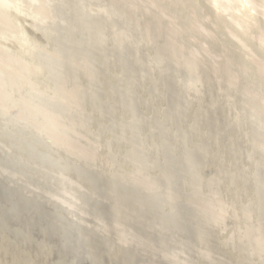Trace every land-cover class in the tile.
Listing matches in <instances>:
<instances>
[{
    "label": "rangeland",
    "instance_id": "obj_1",
    "mask_svg": "<svg viewBox=\"0 0 264 264\" xmlns=\"http://www.w3.org/2000/svg\"><path fill=\"white\" fill-rule=\"evenodd\" d=\"M63 1L64 0H32L31 2L33 5L37 2V6L40 5V7L42 6L41 8L48 6L51 10L53 7L49 6H60L59 4H62L61 2ZM66 1L67 0L60 6V10L64 9V11H67L71 1L73 2L74 0H68L69 2ZM77 1L83 9L89 10L88 7L90 6L89 12L93 15L92 20L96 18L95 16H99V18L97 17L96 20H94V24L95 29L98 30L97 32H100L102 38L94 43H87L82 37V18L71 12V14L68 13L69 15L67 14L68 16H65L64 22H62L63 25L69 26L70 28L72 24L73 27L72 25L71 27L73 30H71L76 31V36L77 34L79 36V38L78 36L77 38L76 36L73 37V40L70 42V47L72 48L71 52L73 53L76 50L75 53L72 55L69 50L72 58H74L76 54L75 58L72 60H76L78 63L69 60V64L66 67L64 66L63 72L65 71V74H61V77H64L63 79L60 77V86L59 83L55 85L52 84L53 82H49H55V78L48 66V57L53 55V53L55 54L56 51L63 50L61 36L59 33H54L58 31L55 27L57 22L55 23L53 19L54 17H58L56 15L59 13L55 11H53V13L52 11L47 12L48 14L46 13V16L41 15L39 16L40 19L37 18L36 21L30 16H28L29 18L24 16L25 19L23 16L22 18L20 17V19H14H17L19 23L18 29L21 32L24 30L26 35L31 29V33H29L31 36L26 37L25 48L21 51L18 50L19 53L13 48L11 50L14 52L9 50V53H7L12 57L15 73H8L0 68V80L6 83V90H8L5 91L3 98L8 104L10 103L9 105H13L14 103L13 106L19 108V111L23 109L20 112L18 111L22 113V111L25 112L27 110L26 107H24L26 104L24 102L25 96L23 93L29 85H34L36 88L43 87L42 89L48 90V92H50V90L53 91L52 89L55 90L57 87L55 93L57 91L61 101L64 100L65 104H67V111L64 113L58 112L54 116L56 118L54 124L56 129L58 128L55 133L64 140L62 146L60 145V151L59 148H57L55 156L61 157L65 153V159H70V161H68L69 159L66 161L72 163H68L69 165L67 164V167L70 166L69 168H71L72 171L60 170L61 168L55 164L40 166L39 162L36 164L37 160L36 162L33 161L35 163H29L30 166H26V163L22 160H18L19 162L16 161L17 159L15 160L16 156L14 155L16 152H11L13 151V149H10L11 143L9 144V140L4 136L3 138L2 134L0 135V169L2 167L0 170V172H2V174H0V264H264V201L262 200L264 199V195H262L264 194V170L261 169V166L264 167V165L261 164L264 162V159L258 156V153H261V148L264 147V80H262L264 79V62H262L264 61V16H262L264 3H262V0H253L254 2L256 1L257 4L250 3L252 6L249 4L248 0H237V2L236 0H207L211 3H207L206 0H188L189 2H187V0H142L143 2L141 0ZM177 1L185 3L183 5L185 7L182 6L183 3L181 4L179 2L180 4H176ZM249 1L252 2V0ZM238 2L239 4L236 6L234 3ZM208 4L214 5L209 6ZM193 5H195V8ZM259 5H261L262 8L258 7ZM233 9H235V12H233ZM237 11H239V14ZM224 13L226 15H224ZM189 14L191 16L190 20L188 19L190 18ZM193 16L196 17L193 18ZM206 16L207 18H205ZM243 16L250 18L252 22L248 18H243ZM260 16H262V18ZM73 17H76V19ZM186 17L188 20H186ZM196 18L204 20L200 21V19L198 20ZM21 19L24 21L28 19L32 20L22 21L24 23L23 25H25L23 26L21 25ZM208 20L211 24L216 26L209 24ZM242 20L243 24L241 23ZM72 21H75V23L73 24ZM98 21L101 23L99 24ZM236 21L239 24L236 23ZM28 22L31 25H29ZM236 25L240 26H237V28ZM180 26H182L183 29ZM53 28L54 30H52ZM201 28H205V32L207 28L208 34H205L203 29L201 31ZM258 29L260 30L258 31ZM209 30H211V32ZM226 30H228V32ZM260 31L263 34H260ZM107 32L109 34H106ZM202 32L204 33L202 34ZM229 32H232V34ZM41 34H43V36ZM200 34L202 35L200 36ZM244 34L246 37L243 36ZM49 35L51 37H47ZM217 35L220 37L214 38L218 37ZM104 37L105 39L103 40ZM30 38L34 41H31ZM111 38L114 41L116 40L115 43ZM240 40L241 43L238 44L237 42H240ZM36 41L39 43L41 42V45L43 43V45L41 46ZM54 41L60 44H58L60 49L55 47L57 44L51 45L52 42L55 43ZM44 42H46V44ZM116 42L120 45H117ZM48 44L52 47L50 48ZM92 44L95 45V47H93ZM115 44L117 46H115ZM122 44L126 45L121 47ZM227 45L232 48L230 51H227L229 49ZM244 46H247V48ZM118 47L121 48V50ZM243 48L251 50L252 52L250 53L252 54L254 52L260 60L252 54L251 57H249L250 54ZM47 49H51V51ZM52 50L56 51L53 52ZM85 50L91 52L88 53ZM120 51H122V53ZM79 52L83 55L80 56ZM23 53L26 56H23ZM33 53L34 55L37 54V56L32 55L34 56L32 57L31 54ZM42 53L45 55H41ZM132 55H136L137 57H133ZM44 56L47 58H42ZM82 56L86 57V61H81L84 60ZM90 57L91 59L89 61ZM23 59L26 62H24ZM32 59H34V61ZM36 59L37 62H35ZM255 59L258 60V62L254 61ZM15 61L17 63H15ZM39 61L45 65L40 64ZM259 62H261V64ZM85 63L87 66L90 65V69L88 68L89 66H83ZM39 65H42L47 72H45L46 70L43 71L44 69L40 68L41 66ZM29 67L32 68L30 69ZM74 67H76V71ZM84 67L87 71L83 70ZM27 68L29 71H27ZM67 69L71 74H68ZM257 69L259 71L258 74L256 73ZM73 71L75 72V76L74 74L72 76V73H74ZM15 74L18 75L15 76ZM51 74L53 77L50 76ZM94 75L96 76L94 77ZM2 76H4V78H2ZM216 76L218 78H216ZM50 77L52 78L50 79ZM259 77L263 83L260 82ZM8 78H10L9 81L6 80ZM29 79H32V81ZM18 83L20 85H18ZM65 84L66 86H64ZM12 85L13 87H11ZM67 87L70 88L68 89ZM12 88H14V90H12ZM79 91L80 94H78ZM10 97L12 98L9 99ZM95 103H97V105ZM73 106L78 107L76 108ZM69 112H75L74 115L76 116L73 118V114L71 116ZM66 113L68 114L65 115ZM64 115L68 116L71 120L67 122L69 118L64 117ZM79 118L83 123H80L81 120ZM64 120H66V123ZM111 120L114 122L112 123ZM58 121H60L59 124L56 123ZM114 123L116 126L112 125ZM69 126L72 127L69 129L67 128ZM64 133H67V135ZM5 140L6 142L4 143ZM66 143L68 144L66 145ZM66 146L69 147L67 148ZM64 147L65 149H63ZM136 149H138V151H136ZM66 154L69 157L66 156ZM133 154H136V157L138 156L140 158L137 157V159ZM141 156L144 157V160H142ZM183 157H185V159ZM187 158L192 160V162L190 161L193 164L191 167V163L188 162L189 160ZM12 159L15 160L13 164L12 161L14 160ZM136 159L139 162H137ZM8 160L11 162L10 164L7 163ZM169 162L173 163L171 168H169ZM139 163L140 168L138 167ZM34 164L37 166L39 165V167ZM99 164L100 167H98ZM17 165L19 167H17ZM71 165L74 168L83 169H80L81 171L86 170V174L80 171L77 172V168L74 169ZM187 165L189 169L186 167ZM52 167L53 169L51 170ZM49 168L50 170H48ZM57 169L58 171H55ZM140 171L143 172L144 175L139 173ZM59 172H65L67 174H60ZM168 175L170 178L173 177L175 179H173V185L171 186L167 183ZM261 177L263 178L261 179ZM125 179L127 182H124ZM141 179H144L145 182L144 180L142 182ZM74 180L76 182H74ZM120 180L122 183L124 182V185L119 182ZM261 180L262 184L260 183ZM96 182L98 183L96 184ZM138 183H142L146 187L156 185L159 189L158 191H161L162 207L160 203V208L158 207L161 209L160 211H156L153 204L152 208L150 207L152 200H149L150 196L148 197V195L151 190L146 187H143L144 191H142L143 188L137 189ZM38 184L40 185L38 186ZM67 186L68 188H66ZM120 187L122 189H120ZM125 190L127 192H124ZM141 193L142 195L144 194V196L147 195L146 197L149 199L144 196V198H142ZM176 203L179 205V210H177V208L174 209L177 207V205L175 206ZM108 206L110 209L107 208ZM172 209H174V211L177 210V214L179 213L175 215V217L179 216V220H176L179 224L171 223L174 221V217L170 219L172 221H170L169 224H164L162 220H160V215H163V213L164 216H167L165 215L166 213L170 215L174 212ZM102 210L105 211V213L102 214ZM147 213L148 216L146 215ZM8 215L10 216L8 217ZM144 215L146 216L144 217ZM6 216L8 218H6ZM169 218H171V216ZM183 219L185 221H183ZM146 220H148V222ZM66 232L67 234H65ZM62 239H64V241ZM119 239L120 241H118ZM113 243L117 246H114L115 244ZM155 243L156 245H154ZM117 247L118 249H116ZM123 247H125L126 250ZM86 252L88 253L86 254Z\"/></svg>",
    "mask_w": 264,
    "mask_h": 264
},
{
    "label": "bare ground",
    "instance_id": "obj_2",
    "mask_svg": "<svg viewBox=\"0 0 264 264\" xmlns=\"http://www.w3.org/2000/svg\"><path fill=\"white\" fill-rule=\"evenodd\" d=\"M32 0H0V68L2 69V70H4V71H6V72H8V73H12V74H14L15 73V66H14V62H13V60H12V57H10L7 53H9V50H11L12 48L13 49H15V51L17 50V52L19 53V51L18 50H23L24 48H25V45H26V37H29V36H31V35H29V33H31V29L29 30V33H27V35H26V32L23 30L24 28H26V27H24L22 30V32L18 29V25H19V23L17 22V19L16 20H14L15 18H18V19H20V17L22 18V16L24 17H28V16H30V17H32L33 18V20H35L36 21V19L37 18H39L40 19V17L39 16H46V13L47 12H51L52 11V13H53V11H55V12H58L59 14L58 15H56V16H58V17H54V19L53 20H55V27H56V29H57V31L58 32H54V33H59V35L61 36V45H62V47H63V50L61 49L60 51H56V50H52L53 52L54 51H56V53L54 54L53 53V55H51V56H49L48 57V59H49V64H48V66H49V68L51 69V73H53L54 74V78H55V82L54 81H49V82H53L52 84H55V85H57L58 83H59V81L61 80L60 79V77H61V74H65V71L63 72V69H64V66L66 67L68 64H69V60H72V59H74L75 58V56H76V54L74 55V58H72V55H73V53H75V51L72 53L71 52V47H70V42L73 40L72 38L73 37H75L76 36V31H72L73 29H72V27H73V25H72V27H71V25H70V28H69V26L67 27V26H64L63 25V23L62 22H64V18H66L65 16L68 14V13H75V15L76 16H80L82 19V21H83V30H82V37H83V39L88 43V42H90V43H94V42H96L97 40H99L100 38H102L101 37V35H100V32H97L98 30H96L95 29V24H94V20H96V18L98 17L99 18V16L97 15V14H94V15H97V16H95L96 18L94 19V20H92L93 19V15H91V12H89V10H90V6L88 7V9L89 10H87V9H83V8H81V6L78 4V1L77 0H74L73 2L71 1V4H70V7L67 9V7H66V9H67V11H64V9L63 10H60V6L62 5V4H64L63 2L65 1H63V2H61L62 4H59L60 6H52L50 3H48L49 5H51V6H49V7H53V9L51 8V10L48 8V6L47 7H45L44 6V8H41L40 7V5H38L37 6V2L33 5V3L31 2ZM68 1V0H67ZM66 1V2H67ZM97 1V0H96ZM142 1V0H141ZM149 1V0H148ZM173 1V0H172ZM191 1V0H190ZM212 1V0H211ZM227 1V0H226ZM226 1H223V2H226ZM245 1H247V0H245ZM50 2V1H49ZM52 2H54V1H52ZM69 2V1H68ZM85 2V1H84ZM88 2V1H87ZM143 2V1H142ZM181 3V1H177L176 2V4L178 3V4H180ZM187 2H189L188 0H187ZM201 2V1H200ZM206 2L208 3L209 1H207L206 0ZM229 2V1H228ZM227 2V3H228ZM236 2H237V0H236ZM240 2V1H239ZM239 2L238 3H234V4H236V6H237V4H239ZM248 2H249V4L251 3H254V4H257V2L255 3L253 0H252V2H250L249 0H248ZM54 3H57V2H54ZM94 3V2H93ZM96 3V2H95ZM158 3V2H157ZM183 3V2H182ZM181 3V4H182ZM209 3H211V2H209ZM245 3V2H244ZM262 3H264V0H262ZM43 4H44V2H43ZM42 4V5H43ZM45 4H47V3H45ZM97 4V3H96ZM95 4V5H96ZM174 4V3H173ZM175 4V5H176ZM185 3H183L182 4V6L184 5ZM191 4V3H190ZM189 4V5H190ZM198 4V3H197ZM215 4V3H214ZM214 4H208L209 6H211V5H214ZM220 4V3H219ZM222 4V3H221ZM225 4V3H224ZM234 4H232V5H234ZM250 4V5H251ZM253 4V5H254ZM259 4V3H258ZM33 5V6H32ZM91 5H92V3H91ZM95 5H94V7H95ZM118 5V4H117ZM192 5V4H191ZM204 5V4H203ZM216 5V4H215ZM242 5V4H241ZM247 5V4H246ZM68 6V5H67ZM93 6V5H92ZM97 6V5H96ZM176 6H178V5H176ZM195 5H193V7H194ZM229 6V5H228ZM252 6V5H251ZM255 6V5H254ZM98 7V6H97ZM144 7V6H143ZM152 7H154V6H152ZM165 7V6H164ZM183 7H185V6H183ZM256 7H257V5H256ZM258 7H261V5H259ZM141 8V7H140ZM195 8V7H194ZM196 8H197V6H196ZM214 8V7H213ZM224 8V7H223ZM230 8V7H229ZM228 8V9H229ZM239 8V7H238ZM251 8V7H250ZM255 8V7H254ZM262 8V7H261ZM260 8V9H261ZM264 8V7H263ZM130 9V8H129ZM142 9V8H141ZM156 9V8H155ZM185 9V8H184ZM187 9H191V8H187ZM222 9V8H221ZM227 9V10H228ZM240 9H242V8H240ZM252 9H253V7H252ZM258 9V8H257ZM192 10H193V8H192ZM238 10V9H237ZM128 11V10H127ZM196 11V10H195ZM195 11H194V15H195ZM219 11V10H218ZM229 11V10H228ZM227 11V12H228ZM231 11V10H230ZM253 11V10H252ZM252 11H250V12H252ZM54 12V13H55ZM97 12V11H96ZM186 12L188 13V11L186 10ZM220 12V11H219ZM233 12H235V9H233ZM255 12H256V9H255ZM262 12V11H261ZM64 13V14H63ZM66 13V14H65ZM70 13V14H71ZM206 13V12H205ZM222 13V12H221ZM228 13H230V12H228ZM232 13V12H231ZM237 13L239 14V11H237ZM254 13V12H253ZM252 13V14H253ZM257 13V12H256ZM259 13H260V11H259ZM259 13H258V15H259ZM263 14H262V16H264V10H263V12H262ZM48 14V13H47ZM193 14V13H192ZM203 14V13H202ZM223 14V13H222ZM221 14V15H222ZM236 14V13H235ZM251 14V13H250ZM255 14V13H254ZM69 15V14H68ZM67 15V16H68ZM147 15V14H146ZM186 15V14H185ZM224 15H226L225 13H224ZM241 15V14H240ZM261 15V14H260ZM36 16V17H35ZM133 16V15H132ZM170 16V15H169ZM188 16V15H187ZM189 16H190V14H189ZM230 16V15H229ZM248 16H249V14H248ZM262 16H260L261 18H262ZM25 17H24V19H25ZM102 17V16H101ZM135 17V16H134ZM194 17H196V16H193V18ZM230 17H232V16H230ZM29 18V17H28ZM53 18V17H52ZM74 18V17H73ZM157 18V17H156ZM205 18H207V16L205 17ZM228 18V17H227ZM233 18V17H232ZM243 18H248V17H244L243 16ZM48 19H50V18H48ZM47 19V20H48ZM74 19H76V17L74 18ZM106 19V18H105ZM189 20L191 19V16H190V18H188ZM187 19V17H186V20H188ZM196 19H198V18H196ZM200 19V18H199ZM198 19V20H199ZM230 19V18H229ZM228 19V20H229ZM237 19H238V17H237ZM249 20H251L250 18H248ZM264 19V18H263ZM28 20H30V19H28ZM28 20H25V21H28ZM32 20V19H31ZM30 20V21H31ZM46 20V19H45ZM67 20V19H66ZM69 20V19H68ZM102 20V19H101ZM100 20V21H101ZM176 20H177V18H176ZM179 20V19H178ZM182 20V19H181ZM184 20H185V17H184ZM195 20V19H194ZM202 20H204V19H200V21H202ZM211 20V19H210ZM244 20V19H243ZM243 20H242V24H243ZM248 20V21H249ZM20 21V20H19ZM22 21H24V20H22L21 19V22ZM24 21V22H25ZM81 21V22H82ZM105 21V20H104ZM148 21H149V19H148ZM172 21V20H171ZM180 21V20H179ZM212 21V20H211ZM246 21V20H245ZM48 22V21H47ZM47 22H45V23H47ZM73 22V21H72ZM97 22V21H96ZM99 22V21H98ZM107 22V21H106ZM110 22V21H109ZM186 22V21H185ZM208 22H209V20H208ZM213 22V21H212ZM216 22V21H215ZM230 22V21H229ZM238 22H239V20H238ZM237 21H236V23H238ZM251 22H252V20H251ZM75 23V21L73 22V24ZM101 22H99V24H100ZM102 23H103V21H102ZM144 23H145V21H144ZM188 23H189V21H188ZM197 23V22H196ZM253 23H255V22H253ZM263 23V22H262ZM261 23V24H262ZM24 23L22 22L21 23V25H23ZM28 24H29V22H28ZM36 24V23H35ZM81 24V23H80ZM143 24V23H142ZM186 24H187V22H186ZM201 24V23H200ZM202 24H203V22H202ZM201 24V25H202ZM209 24H211L210 22H209ZM223 24V23H222ZM233 24V23H232ZM239 24V23H238ZM248 24H250V23H248ZM258 24V23H257ZM29 25H31V24H29ZM53 25H54V23H53ZM192 25V24H191ZM199 25V24H198ZM212 26H216V25H213V24H211ZM235 25V24H234ZM251 25V24H250ZM254 25H256V24H254ZM259 25V24H258ZM23 26H25V25H23ZM43 26V25H42ZM196 26V25H195ZM200 26V25H199ZM238 25H236V27H237ZM240 26V25H239ZM238 26V27H239ZM246 26V25H245ZM39 27V26H38ZM180 27H182V26H180ZM203 27V26H202ZM237 27V28H238ZM247 27V26H246ZM251 27V26H250ZM42 28V27H41ZM99 28V27H98ZM177 28H178V26H177ZM185 28V27H184ZM216 28V27H215ZM241 28H244V27H241ZM264 28V27H263ZM27 29V28H26ZM50 29V28H49ZM72 29V30H71ZM75 29V28H74ZM101 29V28H100ZM149 29V28H148ZM182 29H183V27H182ZM202 29H203V31H204V29L205 28H201L200 30L202 31ZM225 29H226V27H225ZM224 29V30H225ZM228 29V28H227ZM240 29V28H239ZM245 29V28H244ZM253 29V28H252ZM251 29V30H252ZM35 30V29H34ZM52 30H54V28L52 29ZM76 30H79V29H76ZM115 30V29H114ZM173 30V29H172ZM199 30V31H200ZM241 30V29H240ZM250 30V31H251ZM260 29H258V31H259ZM44 31V30H43ZM49 31H51V29L49 30ZM109 31V30H108ZM113 31V30H112ZM160 31V30H159ZM198 31V32H199ZM207 28H206V32H205V34H208L207 33ZM210 32H211V30H209ZM217 31V30H216ZM227 32H228V30H226ZM225 31V32H226ZM231 31V30H230ZM241 31H243V30H241ZM248 31V30H247ZM33 32V31H32ZM76 32V33H75ZM79 32V31H78ZM103 32H105V31H103ZM109 32H111V31H109ZM114 32V31H113ZM116 32V31H115ZM162 32V31H161ZM193 32V31H192ZM197 32V31H196ZM197 32V33H198ZM204 32H202V34L204 33ZM226 32V33H227ZM233 32V31H232ZM232 32H229V33H231L232 34ZM244 32V31H243ZM246 32V31H245ZM264 32V31H263ZM35 33V32H34ZM41 33H42V31H41ZM46 33V32H45ZM200 33V32H199ZM248 33V32H247ZM247 33H246V36H247ZM50 34V33H49ZM51 34H52V31H51ZM50 34V35H51ZM106 34H109L108 32L106 33ZM110 34H112V33H110ZM115 34V33H114ZM113 34V35H114ZM202 34H200V36L202 35ZM204 34V35H205ZM260 34H263V33H261V31H260ZM259 34V35H260ZM26 35V36H25ZM42 36H43V34H41ZM47 36V37H51V36ZM80 35V34H79ZM105 35V34H104ZM103 35V36H104ZM175 35V34H174ZM176 35H178V34H176ZM203 35V36H204ZM209 35H210V33H209ZM209 35H208V37H209ZM237 35V34H236ZM41 36V37H42ZM77 36H78V34H77ZM77 36H76V38H77ZM110 36V35H109ZM196 36V35H195ZM198 36V35H197ZM203 36H202V38H203ZM218 36V35H217ZM231 36V35H230ZM243 36H245V34L243 35ZM245 36V37H246ZM252 36V35H251ZM254 36V35H253ZM256 36V35H255ZM37 37V36H36ZM45 37V36H44ZM81 37V38H82ZM111 37V36H110ZM113 37V36H112ZM116 37H117V35H116ZM119 37H120V35H119ZM123 37H124V35H123ZM206 37H207V35H206ZM220 36H218V37H214V38H219ZM232 37H233V35H232ZM38 38V37H37ZM58 38V37H57ZM78 38H79V36H78ZM114 38H115V36H114ZM196 38V37H195ZM252 38V37H251ZM254 38H256V37H254ZM41 39H43V38H41ZM40 39V40H41ZM46 39V38H45ZM48 39V38H47ZM53 39V38H52ZM58 39H60V38H58ZM105 39V37L103 38V40ZM112 39V38H111ZM116 39V38H115ZM119 39V38H118ZM199 39V38H198ZM222 39V38H221ZM228 39V38H227ZM232 39V38H231ZM30 40H31V38H30ZM38 40V39H37ZM54 40V39H53ZM124 40V39H123ZM218 40V39H217ZM223 40V39H222ZM225 40H226V38H225ZM234 40V39H233ZM237 40V39H236ZM254 40V39H253ZM31 41H34V40H31ZM41 41H43V40H41ZM52 41V40H51ZM57 41V40H56ZM56 41H54L55 43H51V45L52 44H57V42ZM79 41H80V39H79ZM84 41V42H85ZM112 41H114L113 39H112ZM116 41V40H115ZM115 41H114V43H115ZM118 41V40H117ZM169 41V40H168ZM176 41V40H175ZM219 41H221V40H219ZM218 41V42H219ZM29 42V41H28ZM27 42V43H28ZM38 44H40L38 41H36ZM76 42V41H75ZM125 42V41H124ZM257 42V41H256ZM45 44H46V42H44ZM114 43H113V45H114ZM204 43V42H203ZM212 43V42H211ZM214 43V42H213ZM225 43H226V41H225ZM227 43H228V41H227ZM233 43V42H232ZM238 44L239 43H241V40H240V42L238 41L237 42ZM243 43V42H242ZM33 44V43H32ZM59 44V43H58ZM58 44H57V46H55V47H57V49H60L59 47H58ZM77 44V43H76ZM102 44H103V41H102ZM116 44L118 45L119 43H117L116 42ZM115 44V46H117ZM177 44V43H176ZM181 44V43H180ZM215 44V43H214ZM217 44V43H216ZM224 44V43H223ZM256 44H258V43H256ZM30 45V44H29ZM41 45V44H40ZM42 45H43V43H42ZM41 45V46H42ZM60 45V44H59ZM72 45V44H71ZM93 45V44H92ZM91 45V46H92ZM98 45V44H97ZM120 45V44H119ZM126 45V44H125ZM125 45H121V47L123 46H125ZM196 45V44H195ZM199 45V44H198ZM207 45V44H206ZM230 45V44H229ZM243 45V44H242ZM244 45H245V42H244ZM39 46V45H38ZM48 46H49V44H48ZM78 46V45H77ZM80 46H81V44H80ZM100 46V45H99ZM103 46V45H102ZM105 46V45H104ZM35 47V46H34ZM33 47V48H34ZM50 47V46H49ZM52 47V46H51ZM50 47V48H51ZM74 47H75V45H74ZM85 47V46H84ZM87 47V46H86ZM90 47V46H89ZM93 47H95V45H93ZM92 47V48H93ZM120 47V46H119ZM118 47V48H119ZM129 47V46H128ZM215 47V46H214ZM218 47V46H217ZM226 47V46H225ZM227 47H229V49L227 50V51H230V49H232V48H230V46H228L227 45ZM243 47V46H242ZM241 47V48H242ZM244 47H246L247 48V46H244ZM258 47H259V45H258ZM31 48V47H30ZM32 48V49H33ZM36 48V47H35ZM70 48V49H69ZM189 48V47H188ZM198 48V47H197ZM210 48V47H209ZM246 48H243V49H245L246 50ZM260 48V47H259ZM264 48V47H263ZM43 49V48H42ZM77 49V48H76ZM82 49V48H81ZM86 49V48H85ZM88 49V48H87ZM120 50H121V48H119ZM125 49H126V47H125ZM127 49H129V48H127ZM200 49V48H199ZM239 49V48H238ZM242 49V50H243ZM249 49V48H248ZM261 49V48H260ZM27 50V49H26ZM40 50V49H39ZM44 50V49H43ZM48 50V49H47ZM69 50H70V52L72 53V55L69 53ZM74 50V49H73ZM78 50V49H77ZM90 50H91V48H90ZM93 50V49H92ZM189 50V49H188ZM212 50V49H211ZM226 50V49H225ZM12 51V50H11ZM35 51V50H34ZM38 51V50H37ZM45 51V50H44ZM48 51H51V49L50 50H48ZM83 51H84V49H83ZM83 51H81V52H83ZM85 51H87L88 52V50H85ZM103 51V50H102ZM107 51V50H106ZM117 51V50H116ZM124 51V50H123ZM218 51H221V50H218ZM247 51V53H249L250 54V56L249 57H251V54L252 53H250V52H252L251 50H246ZM12 52H14V51H12ZM42 52V51H41ZM91 52V51H90ZM90 52H88V53H90ZM121 53H122V51H120ZM194 52V51H193ZM201 52V51H200ZM224 52V51H223ZM25 53V52H24ZM23 53V54H24ZM28 53V52H27ZM38 53H40V52H38ZM44 53V52H43ZM41 54V55H45V54ZM46 53V52H45ZM84 53V52H83ZM86 53V52H85ZM111 53V52H110ZM126 53V52H125ZM129 53V52H128ZM204 53V52H203ZM241 53H242V51H241ZM11 54V53H10ZM22 54V53H21ZM47 54H48V52H47ZM49 54H51V53H49ZM78 54V53H77ZM114 54V53H113ZM112 54V55H113ZM132 54V53H131ZM8 55V56H7ZM32 55H34V53L33 54H31V56ZM39 55V54H38ZM79 55L81 56V55H83V54H80V52H79ZM125 55V54H124ZM137 55V54H136ZM135 55V56H136ZM252 55H254V56H256L255 54H254V52H253V54ZM23 56H26L25 54L23 55ZM34 56H37V54H35ZM34 56H32V57H34ZM109 56V55H108ZM133 56V55H132ZM135 56H133V57H135ZM206 56V55H205ZM220 56V55H219ZM226 56V55H225ZM248 56H245V57H248ZM253 56V57H254ZM46 56H44V57H42V58H45ZM83 57V56H82ZM82 57H81V59H82ZM124 57V56H123ZM127 57V56H126ZM131 57V56H130ZM137 57V56H136ZM257 57V56H256ZM31 58V57H30ZM38 58V57H37ZM47 58V57H46ZM78 58V57H77ZM80 58V57H79ZM99 58H101V57H99ZM218 58V57H217ZM258 58V57H257ZM22 59V58H21ZM29 59V58H28ZM83 59L84 60H81V61H86L85 59H86V57H83ZM87 59H88V57H87ZM90 59H91V57L89 58V61H90ZM96 59H98V58H96ZM138 59V58H137ZM216 59V58H215ZM30 60V59H29ZM33 61H34V59H32ZM39 60V59H38ZM94 60V59H93ZM128 60V59H127ZM193 60V59H192ZM225 60V59H224ZM230 60V59H229ZM250 60V59H249ZM258 60H260L259 58H258ZM258 60H254V61H257L258 62ZM23 61H24V59H23ZM73 62L74 61H76V60H72ZM104 61V60H103ZM115 61H117V60H115ZM126 61V60H125ZM232 61V60H231ZM239 61V60H238ZM13 62V63H12ZM24 62H26V61H24ZM23 62V63H24ZM32 62V61H31ZM35 62H37V59H36V61ZM77 63H78V61H76ZM98 62V61H97ZM127 62V61H126ZM129 62H130V60H129ZM132 62V61H131ZM202 62V61H201ZM242 62V61H241ZM253 62V61H252ZM262 62H264V61H262ZM15 63H17L16 61H15ZM39 63H40V61H39ZM44 63H46V62H44ZM72 63V62H71ZM79 63H80V60H79ZM87 63H88V61H87ZM116 63V62H115ZM195 63V62H194ZM224 63V62H223ZM260 64H261V62H259ZM35 64V63H34ZM40 64H43V63H40ZM47 64V63H46ZM74 64V63H73ZM76 64V63H75ZM90 64V63H89ZM238 64V63H237ZM247 64V63H246ZM21 65H22V63H21ZM29 65V64H28ZM31 65H32V63H31ZM36 65V64H35ZM43 65H45V64H43ZM83 65V64H82ZM213 65V64H212ZM233 65V64H232ZM231 65V66H232ZM242 65V64H241ZM257 65V64H256ZM33 66V65H32ZM39 66H41L40 68H42V69H44L43 67H42V65H39ZM38 66V67H39ZM83 66H87L86 65V63L83 65ZM89 66V67H88ZM87 67L90 69V65H88ZM92 66V65H91ZM106 66H108V65H106ZM242 66H245V65H242ZM251 66V65H250ZM261 66V65H260ZM259 66V67H260ZM70 67V66H69ZM73 67V66H72ZM246 67V66H245ZM262 67V66H261ZM263 67H264V65H263ZM24 68V67H23ZM30 68V67H29ZM32 68V67H31ZM30 68V69H31ZM46 68V67H45ZM76 67H74V69H75ZM109 68V67H108ZM249 68V67H248ZM247 68V69H248ZM39 69V68H38ZM50 69H48V70H50ZM71 69V68H70ZM81 69V68H80ZM87 69V68H86ZM110 69V68H109ZM246 69V68H245ZM259 69V68H258ZM258 69H257V74H258ZM262 69V68H261ZM264 69V68H263ZM46 69H44L43 71H45ZM66 70V69H65ZM84 71H87V70H85V67H84V69H83ZM82 70V71H83ZM111 70V69H110ZM120 70H122V69H120ZM162 70V69H161ZM161 70H159V71H161ZM260 70V69H259ZM4 71H1V72H4ZM27 71H29L28 70V68H27ZM32 71V70H31ZM41 71V70H40ZM71 71H72V69H71ZM75 71H76V69H75ZM107 71V70H106ZM238 71V70H237ZM256 71V70H255ZM37 72L39 73V71L37 70ZM45 72H47V70L45 71ZM49 72V73H50ZM63 72V73H62ZM67 72H68V69H67ZM66 72V73H67ZM74 72V71H73ZM77 72H78V70H77ZM76 72V73H77ZM95 72V71H94ZM207 72H209V71H207ZM234 72V71H233ZM250 72H252V71H250ZM18 73V72H17ZM27 73H29V72H27ZM49 73H48V77H49ZM70 73V71L68 72V74ZM81 73V72H80ZM103 73V72H102ZM164 73V72H163ZM246 73V72H245ZM5 74V73H4ZM71 74V73H70ZM73 74H74V76H75V72L74 73H72V76H73ZM97 74V73H96ZM218 74V73H217ZM234 74V73H233ZM232 74V75H233ZM2 75V74H1ZM18 75V74H17ZM16 74H15V76H17ZM20 75V74H19ZM83 75V74H82ZM106 75V74H105ZM5 76H6V74H5ZM33 76V75H32ZM37 76V75H36ZM50 76H52L53 77V75L51 74ZM69 76H71V75H69ZM96 75H94V77H95ZM112 76V75H111ZM257 76H259V75H257ZM261 76H262V74H261ZM13 77V76H12ZM12 77H11V79H12ZM29 77V76H28ZM34 77V76H33ZM40 77V76H39ZM47 77V76H46ZM52 77H50V79L52 78ZM64 77V76H63ZM63 77H61L62 79H63ZM66 77V76H65ZM2 78H4V76H2ZM19 78H21V77H19ZM80 78V77H79ZM98 78V77H97ZM113 78V77H112ZM216 78H218L217 76H216ZM228 78H230V77H228ZM260 78V77H259ZM258 78V79H259ZM1 79V78H0ZM15 79H16V77H15ZM220 79V78H219ZM253 79H254V77H253ZM6 80H10V78H8V79H6ZM30 81H32V79H29ZM49 80V79H48ZM67 80V79H66ZM82 80V79H81ZM94 80V79H93ZM92 80V81H93ZM103 80V79H102ZM115 80V79H114ZM117 80V79H116ZM136 80V79H135ZM256 80V79H255ZM262 80H264V79H262ZM261 80V78H260V82L262 81ZM7 81V82H8ZM23 81H24V79H23ZM99 81V80H98ZM231 81V80H230ZM13 82V81H12ZM25 82V81H24ZM48 82V81H47ZM249 82V81H248ZM251 82V81H250ZM253 82V81H252ZM9 83V82H8ZM15 83V82H14ZM35 83V82H34ZM37 83V82H36ZM39 83V82H38ZM62 83V82H61ZM99 83V82H98ZM111 83V82H110ZM117 83H118V81H117ZM117 83H116V85H117ZM237 83V82H236ZM261 83H263V82H261ZM16 84H17V82H16ZM16 84H14V85H16ZM86 84V83H85ZM103 84H104V82H103ZM238 84V83H237ZM253 84H254V82H253ZM257 84V83H256ZM260 84V83H259ZM18 85H20L19 83H18ZM24 85V84H23ZM40 85V84H39ZM38 85V86H39ZM61 84L59 83V86H60ZM73 85V84H72ZM209 85H211V84H209ZM222 85V84H221ZM10 86V85H9ZM17 86V85H16ZM15 86V87H16ZM27 86V85H26ZM41 86V85H40ZM50 86V85H49ZM53 86V85H52ZM59 86H58V88H59ZM64 86H66V84L64 85ZM76 86V85H75ZM91 86V85H90ZM94 86V85H93ZM225 86V85H224ZM262 86V85H261ZM264 86V85H263ZM6 83L3 81V80H0V135L2 134V137L4 136L7 140H9L8 142H9V144L11 143V145H10V149L12 150L13 149V151H11V152H16V154L15 153H13V154H15L14 156H16V158H15V160L16 161H23L24 163H26L25 165L27 166V165H29L30 166V164L29 163H32L33 161H35L36 162V160H37V163L36 164H38V162H39V164H40V166H49V165H57L59 168H61L60 170H71V168H69V167H67V164L68 163H70V162H67L66 160L67 159H69V158H66L65 159V153L61 156V157H63V158H61V157H58V156H55L56 155V153L55 152H57L56 150H57V148H59V151H60V145L62 146V144H63V142H64V140L63 139H61L59 136H57V134L55 133V132H57L56 130L58 129H56V127H55V124H54V121H56V118L54 117L55 116V114H57L58 112L60 113H64L65 111H67V104H65V102H64V100L63 101H61V99L58 97V92L56 91V93H55V90L57 89V87L55 88V90L54 89H52L51 87V89L53 90V91H51L50 90V92H48V90H45V89H42V88H39V87H34V85L32 86V85H29L26 89H25V91H24V96H25V104H26V106L24 105V107H26V111L25 112H23L22 111V113H19L21 110H23V109H20V111H19V108H17V107H15V106H13L14 105V103H13V105L11 104V105H9L8 104V102L7 101H5L4 100V98H3V96H4V93H5V91H8V90H6ZM11 87H13V85L11 86ZM14 87V88H15ZM19 87V86H18ZM47 87V86H46ZM54 87V86H53ZM70 87H72V86H70ZM70 87H67L68 89L70 88ZM85 87V86H84ZM95 87V86H94ZM97 87V86H96ZM110 87V86H109ZM223 87V86H222ZM9 88V87H8ZM14 88H12V90H14ZM79 88V87H78ZM247 88V87H246ZM22 89V88H21ZM39 89H42V90H39ZM62 89H64V88H62ZM77 89V88H76ZM87 89V88H86ZM128 89V88H127ZM227 89V88H226ZM11 90V89H10ZM19 90V89H18ZM18 90H17V92H18ZM23 90H24V88H23ZM107 90V89H106ZM105 90V91H106ZM252 90H254V89H252ZM59 91V90H58ZM82 91V90H81ZM108 91V90H107ZM14 92V91H13ZM60 92V91H59ZM88 92V91H87ZM20 93V92H19ZM22 93V92H21ZM85 93H86V90H85ZM163 93V92H162ZM251 93V92H250ZM254 93V92H253ZM22 94V95H23ZM65 94V93H64ZM77 94V93H76ZM78 94H80V91L78 92ZM77 94V95H78ZM107 94V93H106ZM95 95V94H94ZM16 96V95H15ZM59 96H60V94H59ZM74 96V95H73ZM79 96V95H78ZM156 96V95H155ZM93 97V96H92ZM97 97V96H96ZM264 97V96H263ZM12 97H10L9 99H11ZM20 98V97H19ZM24 98V97H23ZM65 98V97H64ZM71 98H74V97H71ZM7 99V98H6ZM14 99V98H13ZM75 99H77V98H75ZM107 99V98H106ZM264 100V99H263ZM104 101V100H103ZM17 102H19V101H17ZM69 102H71V101H69ZM76 102V101H75ZM239 102V101H238ZM20 103V102H19ZM67 103H68V101H67ZM78 103V102H77ZM119 103V102H118ZM143 103V102H142ZM260 103V102H259ZM20 104H22V103H20ZM96 105H97V103H95ZM122 104V103H121ZM125 104V103H124ZM193 104V103H192ZM68 105H69V103H68ZM74 105H75V103H74ZM77 105V104H76ZM163 105V104H162ZM18 106V105H17ZM22 106V105H21ZM71 106V105H70ZM69 106V107H70ZM89 106V105H88ZM100 106V105H99ZM207 106V105H206ZM73 107H76V106H73ZM78 107V106H77ZM76 107V108H77ZM84 107H85V105H84ZM158 107V106H157ZM209 107V106H208ZM207 107V108H208ZM223 107V106H222ZM206 108V109H207ZM104 109V108H103ZM107 109V108H106ZM157 109V108H156ZM233 109V108H232ZM64 110V111H63ZM75 110H77V109H75ZM101 110V109H100ZM116 110H118V109H116ZM19 111V112H18ZM70 111H72V110H70ZM73 111H74V109H73ZM87 111V110H86ZM102 111V110H101ZM167 111V110H166ZM233 111V110H232ZM78 112V111H77ZM80 112V111H79ZM99 112V111H98ZM129 112V111H128ZM152 112V111H151ZM162 112V111H161ZM234 112V111H233ZM70 113V112H69ZM74 113L75 112H73V113H70V115L72 116V114H73V118L76 116V115H74ZM95 113V112H94ZM68 113H66L65 115H67ZM85 114V113H84ZM152 114V113H151ZM64 115V117H68V116H65ZM69 115V116H70ZM60 116H62V115H60ZM127 116V115H126ZM80 117V116H79ZM108 117V116H107ZM69 118V117H68ZM72 118V117H71ZM72 118V119H73ZM78 118V117H77ZM87 118V117H86ZM124 118V117H123ZM130 118V117H129ZM58 119V118H57ZM80 119V118H79ZM61 120V119H60ZM67 120V119H66ZM66 120H64V122L66 121ZM71 119L69 118V120H67V122H69ZM74 120V119H73ZM81 120V119H80ZM114 120V119H113ZM113 120H111L112 121V123L114 122ZM89 121V120H88ZM59 122L60 121H58V122H56V123H58L59 124ZM72 122V121H71ZM77 122V121H76ZM85 122H86V120H85ZM95 122V121H94ZM151 122V121H150ZM66 123V122H65ZM80 123H83L82 122V120H81V122ZM57 124V125H58ZM68 124V123H67ZM67 124H66V126H67ZM102 124V123H101ZM101 124H100V126H101ZM111 124V123H110ZM56 125V126H57ZM103 125V124H102ZM112 125H115V123L114 124H112ZM116 126V125H115ZM125 126V125H124ZM58 127V126H57ZM70 127H72V126H69V127H67V128H69L70 129ZM99 127V126H98ZM102 127V126H101ZM107 127V126H106ZM133 127V126H132ZM93 128V127H92ZM96 128V127H95ZM139 128V127H138ZM143 128V127H142ZM142 128H141V130H142ZM154 128V127H153ZM60 129H61V127H60ZM68 129V130H69ZM105 129V128H104ZM174 129V128H173ZM95 130V129H94ZM70 131V130H69ZM74 131V130H73ZM72 131V132H73ZM108 131V130H107ZM113 131V130H112ZM115 131V130H114ZM128 131V130H127ZM134 131V130H133ZM251 131V130H250ZM249 131V132H250ZM205 132V131H204ZM70 133H71V131H70ZM76 133V132H75ZM101 133V132H100ZM133 133V132H132ZM60 134H62V133H60ZM59 134V135H60ZM65 134V133H64ZM63 134V135H64ZM111 134V133H110ZM65 135H67V133L65 134ZM129 135V134H128ZM226 135V134H225ZM84 136V135H83ZM120 136V135H119ZM230 136V135H229ZM1 137V138H2ZM3 137V138H4ZM162 137V136H161ZM171 137V136H170ZM2 138V139H3ZM128 138V137H127ZM145 138V137H144ZM173 138V137H172ZM244 138V137H243ZM66 139V138H65ZM135 140V139H134ZM150 140V139H149ZM90 141V140H89ZM6 142V140L4 141V143ZM68 142V141H67ZM71 142V141H70ZM125 142V141H124ZM242 142H243V140H242ZM126 143V142H125ZM8 144V145H9ZM68 143H66V145H67ZM131 144V143H130ZM142 144V143H141ZM152 144V143H151ZM159 144V143H158ZM171 144V143H170ZM190 144V143H189ZM156 145V144H155ZM235 145V144H234ZM3 146H5V145H3ZM104 146V145H103ZM134 146V145H133ZM152 146V145H151ZM197 146V145H196ZM236 146V145H235ZM67 148L69 147V146H66ZM73 147V146H72ZM71 147V148H72ZM138 147V146H137ZM136 147V148H137ZM156 147V146H155ZM164 147V146H163ZM5 148V147H4ZM7 148V147H6ZM151 148V147H150ZM9 149V148H8ZM63 149H65V147L63 148ZM110 149V148H109ZM131 149V148H130ZM133 149H134V147H133ZM132 149V150H133ZM148 149V148H147ZM194 149V148H193ZM192 149V150H193ZM157 150V149H156ZM189 150V149H188ZM201 150V149H200ZM10 151H8V152H10ZM70 151V150H69ZM73 151V150H72ZM103 151V150H102ZM108 151V150H107ZM128 151V150H127ZM136 151H138V149H136ZM135 151V152H136ZM140 151V150H139ZM171 151V150H170ZM7 152V151H6ZM63 152H64V150H63ZM104 152V151H103ZM120 152V151H119ZM118 152V153H119ZM134 152V153H135ZM151 152V151H150ZM156 152V151H155ZM261 153H258V156H260L261 158H263L264 159V147L263 148H261V151H260ZM73 153V152H72ZM71 153V154H72ZM96 153V152H95ZM121 153V152H120ZM139 153V152H138ZM202 153V152H201ZM200 153V154H201ZM12 154V153H11ZM68 154V153H67ZM66 154V156H68ZM80 154V153H79ZM83 154V153H82ZM142 154V153H141ZM154 154H156V153H154ZM169 154V153H168ZM260 154V155H259ZM8 155V154H7ZM69 155H70V153H69ZM74 155V154H73ZM73 155H72V157H73ZM85 155H86V153H85ZM121 155V154H120ZM126 155V154H125ZM134 155V154H133ZM138 155V154H137ZM153 155V154H152ZM9 156V155H8ZM7 156V157H8ZM14 156H13V158H14ZM131 156H132V154H131ZM135 157H136V154L134 155ZM133 156V158L135 159V157ZM144 156V155H143ZM143 156H141V158H142V160H144V157ZM69 157V156H68ZM82 157V156H81ZM96 157V156H95ZM138 157V156H137ZM136 157V158H137ZM178 157V156H177ZM138 158H140V157H138ZM137 158V159H138ZM146 158V157H145ZM184 159H185V157H183ZM9 159V158H8ZM113 159H115V158H113ZM137 159H136V161H137ZM188 159V158H187ZM199 159V158H198ZM11 160V159H10ZM12 160H14V159H12ZM15 160L14 161H12V164L13 163H15ZM87 160V159H86ZM120 160V159H119ZM141 160V161H142ZM189 160V159H188ZM206 160V159H205ZM4 161V160H3ZM18 161V162H19ZM68 161H70V159L68 160ZM72 161V160H71ZM75 161V160H74ZM93 161V160H92ZM101 161V160H100ZM104 161V160H103ZM114 161V160H113ZM118 161V160H117ZM116 161V162H117ZM127 161H128V158H127ZM183 161V160H182ZM187 161V160H186ZM192 162V160H189L188 162L189 163H191ZM28 162V163H27ZM35 162H33V163H35ZM88 162V161H87ZM108 162V161H107ZM110 162V161H109ZM119 162V161H118ZM123 162V161H122ZM133 162V161H132ZM137 162H139V161H137ZM142 162H144V161H142ZM7 163H11V162H9V160H8V162ZM94 163V162H93ZM145 163V162H144ZM143 163V164H144ZM167 163V162H166ZM36 164H34V165H36ZM70 164H72V163H70ZM113 164V163H112ZM142 164V163H141ZM153 164V163H152ZM169 164H170V167L169 168H171L172 167V165H173V163H170L169 162ZM186 164V163H185ZM260 164V163H259ZM262 165H264V162H262L261 163ZM260 164V165H261ZM69 165V164H68ZM88 165H90V164H88ZM93 165V164H92ZM108 165V164H107ZM111 165V164H110ZM166 165V164H165ZM177 165V164H176ZM179 165V164H178ZM181 165V164H180ZM193 164L191 163L190 164V167L192 166ZM259 165V166H260ZM32 166V165H31ZM37 166V165H36ZM84 166V165H83ZM105 166H106V164H105ZM145 166V165H144ZM182 166H183V164H182ZM181 166V167H182ZM17 167H19L18 165H17ZM37 167H39V165L37 166ZM51 167V166H50ZM54 167H56V166H54ZM71 167H73L72 165H71ZM98 167H100V164L98 165ZM112 167V166H111ZM139 168H140V163H139V166H138ZM186 167H188V165L186 166ZM7 168V167H6ZM74 168V167H73ZM75 168H77V167H75ZM74 168V169H75ZM142 168V167H141ZM175 168H176V166H175ZM174 168V169H175ZM1 169H2V167H1ZM0 169V170H1ZM28 169H29V167H28ZM27 169V170H28ZM43 169V168H42ZM53 169V167L51 168V170ZM56 169V168H55ZM74 169H73V171H74ZM81 168H77L76 170H78L77 172H82L83 174H86L85 172H86V170H84V171H81V170H83V169H81ZM128 169V168H127ZM135 169V168H134ZM153 169H155V168H153ZM173 169V168H172ZM188 169H189V167H188ZM255 169V168H254ZM261 169L262 170H264V167L263 166H261ZM37 170V169H36ZM45 170H46V167H45ZM48 170H50V168L48 169ZM47 170V171H48ZM75 170V171H76ZM99 170V169H98ZM107 170V169H106ZM111 170H113V169H111ZM129 170V169H128ZM55 171H58V169L57 170H55ZM72 171V170H71ZM90 171H92V170H90ZM94 171V170H93ZM97 171V170H96ZM126 171V170H125ZM214 171H216V170H214ZM105 172V171H104ZM177 172V171H176ZM175 172V173H176ZM204 172V171H203ZM38 173V172H37ZM41 173H42V171H41ZM43 173H44V171H43ZM60 174H63V173H65V172H59ZM97 173V172H96ZM129 173H131V172H129ZM139 173H142L143 175H144V173L143 172H139ZM174 173V174H175ZM210 173V172H209ZM224 173V172H223ZM0 174H2V172H0ZM65 174H67V173H65ZM73 174V173H72ZM79 174H81V173H79ZM134 174V173H133ZM142 174H141V176H142ZM155 174V173H154ZM166 174V173H165ZM193 174V173H192ZM225 174V173H224ZM20 175V174H19ZM26 175V174H25ZM40 175V174H39ZM57 175V174H56ZM95 175V174H94ZM136 175H137V173H136ZM164 175V174H163ZM176 175V174H175ZM210 175V174H209ZM216 175V174H215ZM36 176V175H35ZM38 176V175H37ZM44 176H45V174H44ZM76 176H77V173H76ZM78 176H80V175H78ZM82 176V175H81ZM93 176V175H92ZM107 176V175H106ZM106 176H104V177H106ZM169 176V175H168ZM200 176H202V175H200ZM5 177V176H4ZM75 177V176H74ZM84 177H85V175H84ZM86 177H88V176H86ZM112 177V176H111ZM134 177V176H133ZM156 177V176H155ZM193 177V176H192ZM213 177V176H212ZM24 178V177H23ZM59 178H60V176H59ZM58 178V179H59ZM80 178H82V177H80ZM92 178V177H91ZM102 178H103V176H102ZM126 178V177H125ZM138 178V177H137ZM201 178V177H200ZM263 177H261V179H262ZM5 179V178H4ZM63 179V178H62ZM61 179V180H62ZM83 179V178H82ZM115 179V178H114ZM120 179V178H119ZM134 179V178H133ZM132 179V180H133ZM149 179V178H148ZM147 179V180H148ZM173 177H171L170 178V176L168 177V179H167V183L168 184H170V186L171 185H173L172 183H173ZM194 179V178H193ZM204 179H206V178H204ZM14 180H15V177H14ZM20 180V179H19ZM89 180H91V179H89ZM107 180V179H106ZM109 180V179H108ZM112 180V179H111ZM122 180V179H121ZM121 180L119 181L120 183H122L121 182ZM128 180V179H127ZM144 180V179H143ZM143 180L141 179V181L143 182ZM175 180V179H174ZM177 180V179H176ZM207 180V179H206ZM92 181V180H91ZM113 181V180H112ZM117 181V180H116ZM123 181V180H122ZM130 181V180H129ZM8 182V181H7ZM14 182V181H13ZM21 182V181H20ZM25 182V181H24ZM39 182H41V181H39ZM47 182V181H46ZM50 182V181H49ZM64 183H66L65 181H63ZM68 182V181H67ZM74 182H76L75 180H74ZM95 182V181H94ZM110 182V181H109ZM114 182V181H113ZM124 182H127L126 181V179H125V181ZM124 182L122 183L123 185H124ZM132 182V181H131ZM138 182V181H137ZM144 182H145V180H144ZM185 182V181H184ZM192 182V181H191ZM262 182V180L260 181V183ZM264 182V181H263ZM52 183V182H51ZM55 183V182H54ZM64 183H63V185H64ZM98 182H96V184H97ZM101 183V182H100ZM106 183V182H105ZM115 183H117V182H115ZM128 183H130V182H128ZM128 183H127V186H128ZM133 183V182H132ZM166 183V182H165ZM179 183V182H178ZM189 183V182H188ZM18 184V183H17ZM47 184V183H46ZM45 184V185H46ZM53 184V183H52ZM60 184V183H59ZM114 184V183H113ZM134 184H136V183H134ZM139 184V185H138ZM137 185H135V186H137V189L138 188H143V187H146V186H144L142 183H138ZM146 184V183H145ZM176 184V183H175ZM183 184V183H182ZM237 184V183H236ZM262 184V183H261ZM264 184V183H263ZM19 185V184H18ZM22 185V184H21ZM40 184H38V186H39ZM42 185V184H41ZM50 185V184H49ZM62 185V186H63ZM69 185H72V184H69ZM75 185V184H74ZM73 185V186H74ZM105 185V184H104ZM196 185V184H195ZM225 185V184H224ZM54 186V185H53ZM96 186V185H95ZM101 186H103V185H101ZM120 186V185H119ZM131 186V185H130ZM167 186V185H166ZM165 186V187H166ZM181 186V185H180ZM263 186V185H262ZM3 187V186H2ZM23 187V186H22ZM30 187V186H29ZM44 187V186H43ZM48 187V186H47ZM70 187V186H69ZM75 187H77V186H75ZM96 187H98V186H96ZM95 187V188H96ZM105 187H106V185H105ZM132 187V186H131ZM182 187V186H181ZM193 187V186H192ZM196 187V186H195ZM58 188V187H57ZM66 188H68V186L66 187ZM78 188V187H77ZM101 188V187H100ZM128 188H130V187H128ZM146 188H148V189H150L151 191H150V194L148 195V197L150 198H148V197H146V196H144V194L142 195V193H141V197L142 198H144V197H146V198H148L149 200H152L151 202L152 203H150V202H147V203H150L151 204V208H152V204H153V206H155V209H156V211H160L161 209H159L160 208V206H161V200H162V195H161V191H158L159 189L157 188V186L156 185H152V186H150V187H146ZM197 188V187H196ZM2 189V188H1ZM43 189V188H42ZM60 189V188H59ZM86 189V188H85ZM101 189H103V188H101ZM105 189V188H104ZM110 189V188H109ZM120 189H122L121 187H120ZM134 189V188H133ZM136 189V190H137ZM181 189V188H180ZM202 189H204V188H202ZM72 190H74V189H72ZM129 190V189H128ZM135 190V191H136ZM147 190V189H146ZM179 190V189H178ZM45 191V190H44ZM66 191V190H65ZM82 191V190H81ZM120 191V190H119ZM138 191V190H137ZM142 191H144V188L142 189ZM189 191H190V189H189ZM193 191V190H192ZM191 191V192H192ZM196 191V190H195ZM207 191V190H206ZM210 191V190H209ZM26 192V191H25ZM24 192V193H25ZM31 192V191H30ZM50 192V191H49ZM103 192V191H102ZM124 192H127L126 190L124 191ZM140 192V191H139ZM138 192V193H139ZM205 192V191H204ZM203 192V193H204ZM235 192H237V191H235ZM6 193H7V191H6ZM32 193V192H31ZM99 193V192H98ZM132 193V192H131ZM147 193H148V190H147ZM187 193V192H186ZM201 193V192H200ZM205 193H207V192H205ZM225 193H226V191H225ZM234 193V192H233ZM247 193H249V192H247ZM252 193H253V191H252ZM42 194H44V193H42ZM100 194V193H99ZM120 194V193H119ZM124 194V193H123ZM8 195V194H7ZM16 195V194H15ZM61 195V194H60ZM135 195V194H134ZM133 195V196H134ZM212 195V194H211ZM210 195V196H211ZM233 195V194H232ZM262 195H264V194H262ZM38 196V195H37ZM46 196V195H45ZM65 196V195H64ZM63 196V197H64ZM81 196V195H80ZM107 196V195H106ZM108 196H110V195H108ZM137 196V195H136ZM144 196V197H143ZM206 196V195H205ZM208 196V195H207ZM27 197V196H26ZM44 197V196H43ZM60 197H62V196H60ZM86 197V196H85ZM99 197V196H98ZM102 197V196H101ZM167 197V196H166ZM172 197H174V196H172ZM171 197V198H172ZM228 197V196H227ZM263 197V196H262ZM35 198V197H34ZM90 198V197H89ZM105 198V197H104ZM108 198V197H107ZM199 198V197H198ZM209 198V197H208ZM36 199V198H35ZM64 199V198H63ZM164 199V198H163ZM165 199H167V198H165ZM189 199V198H188ZM207 199V198H206ZM228 199V198H227ZM248 199V198H247ZM254 199V198H253ZM67 200V199H66ZM71 200V199H70ZM81 200V199H80ZM130 200V199H129ZM133 200V199H132ZM170 200H172V199H170ZM263 201H264V199H262ZM261 200V201H262ZM11 201V200H10ZM89 201V200H88ZM97 201V200H96ZM124 201V200H123ZM178 201V200H177ZM197 201V200H196ZM233 201H234V199H233ZM12 202V201H11ZM40 202V201H39ZM48 202H50V201H48ZM79 202V201H78ZM117 202V201H116ZM119 202V201H118ZM135 202V201H134ZM166 202V201H165ZM180 202V201H179ZM236 202V201H235ZM247 202V201H246ZM258 202V201H257ZM19 203V202H18ZM54 203V202H53ZM101 203V202H100ZM119 203H121V202H119ZM127 203V202H126ZM138 203H140V202H138ZM146 203V204H147ZM159 203H160V206H159ZM196 203V202H195ZM215 203V202H214ZM218 203V202H217ZM264 203V202H263ZM38 204V203H37ZM84 204H85V202H84ZM86 204H87V202H86ZM89 204V203H88ZM95 204V203H94ZM98 204V203H97ZM112 204H114V203H112ZM123 204V203H122ZM135 204V203H134ZM190 204V203H189ZM99 205V204H98ZM124 205V204H123ZM132 205V204H131ZM177 205V207H175ZM185 205V204H184ZM29 206V205H28ZM48 206V205H47ZM116 206V205H115ZM120 206V205H119ZM149 206V205H148ZM175 208L174 209H176L177 208V210H179V205L176 203L175 204ZM187 206V205H186ZM199 206H201V205H199ZM227 206H228V204H227ZM263 206V205H262ZM95 207V206H94ZM93 207V208H94ZM98 207V206H97ZM124 207V206H123ZM159 207V208H158ZM162 207V206H161ZM189 207V206H188ZM240 207V206H239ZM30 208V207H29ZM49 208V207H48ZM99 208H101V207H99ZM107 208H109V206L107 207ZM139 208V207H138ZM159 210H158V209ZM94 209H96V208H94ZM110 209V208H109ZM116 209H117V207H116ZM122 209V208H121ZM174 209H172L173 211H174ZM228 209V208H227ZM238 209V208H237ZM236 209V210H237ZM35 210H36V208H35ZM47 210V209H46ZM54 210V209H53ZM103 210H105V209H103ZM102 210V211H103ZM137 210V209H136ZM177 210L176 211H174L173 213H171L170 215L169 214H165V215H167V216H164V213H163V215H160V220H162V222L164 223V224H169L170 223V221H172V220H170V219H173V217H174V221H176V220H179V216H177V217H175V215H178L177 214ZM233 210V209H232ZM231 210V211H232ZM235 210V209H234ZM239 210V209H238ZM38 211V210H37ZM88 211V210H87ZM99 211V210H98ZM101 211V210H100ZM168 211V210H167ZM192 211V210H191ZM8 212V211H7ZM6 212V213H7ZM28 212V211H27ZM58 212V211H57ZM89 212V211H88ZM97 212V211H96ZM120 212V211H119ZM124 212V211H123ZM126 212V211H125ZM154 212V211H153ZM186 212V211H185ZM184 212V213H185ZM213 212V211H212ZM40 213V212H39ZM87 213V212H86ZM103 213H105V211H103L102 212V214ZM133 213V212H132ZM159 213H161V212H159ZM184 213H183V215H184ZM14 214V213H13ZM16 214V213H15ZM28 214V213H27ZM73 214V213H72ZM94 214V213H93ZM121 214H122V212H121ZM120 214V215H121ZM173 214V215H172ZM5 215V214H4ZM123 215V214H122ZM132 215V214H131ZM147 216H148V213L146 214ZM146 215H144V217L146 216ZM193 215V214H192ZM10 215H8V217H9ZM101 216V215H100ZM171 216V218H169ZM7 216H6V218H8ZM13 217V216H12ZM35 217V216H34ZM92 217V216H91ZM122 217H124V216H122ZM141 217V216H140ZM4 218V217H3ZM5 218V219H6ZM80 218V217H79ZM110 218V217H109ZM113 218V217H112ZM111 218V219H112ZM147 218V217H146ZM182 218V217H181ZM206 218V217H205ZM258 218V217H257ZM4 219V220H5ZM43 219V218H42ZM118 219V218H117ZM132 219V218H131ZM185 219V218H184ZM183 219V221H185ZM190 219V218H189ZM201 219H202V217H201ZM52 220V219H51ZM90 220V219H89ZM139 220V219H138ZM253 220V219H252ZM1 221V220H0ZM129 221V220H128ZM133 221V220H132ZM147 222H148V220H146ZM145 221V222H146ZM174 221H172L171 223H176V224H179V223H177L178 221H176V222H174ZM192 221V220H191ZM124 222V221H123ZM134 222V221H133ZM132 222V223H133ZM155 222V221H154ZM167 222V223H166ZM228 222V221H227ZM255 222V221H254ZM2 223V222H1ZM105 223V222H104ZM118 223V222H117ZM4 224V223H3ZM82 224V223H81ZM142 224H143V222H142ZM145 224V223H144ZM80 225V224H79ZM106 225V224H105ZM131 225H134V224H131ZM146 225V224H145ZM189 225V224H188ZM194 225V224H193ZM255 225V224H254ZM59 226V225H58ZM136 226V225H135ZM142 226V225H141ZM253 226V225H252ZM37 227V226H36ZM113 227V226H112ZM149 227H151V226H149ZM164 227V226H163ZM224 227V226H223ZM145 228V227H144ZM16 229V228H15ZM14 229V230H15ZM135 229V228H134ZM139 229V228H138ZM214 229V228H213ZM23 230V229H22ZM108 230V229H107ZM29 231V230H28ZM94 231V230H93ZM117 231H118V229H117ZM134 231V230H133ZM139 231V230H138ZM149 231V230H148ZM247 231V230H246ZM2 232V231H1ZM7 232H8V230H7ZM89 232V231H88ZM87 232V233H88ZM97 232V231H96ZM144 232V231H143ZM151 232H153V231H151ZM215 232V231H214ZM239 232V231H238ZM24 233V232H23ZM29 233V232H28ZM36 233V232H35ZM106 233H107V231H106ZM154 233V232H153ZM248 233V232H247ZM260 233V232H259ZM65 234H67V232L65 233ZM146 234V233H145ZM155 234H156V232H155ZM255 234V233H254ZM18 235H20V234H18ZM47 235V234H46ZM49 235V234H48ZM58 235V234H57ZM161 235V234H160ZM195 235V234H194ZM206 235V234H205ZM250 235V234H249ZM22 236V235H21ZM77 236V235H76ZM143 236H145V235H143ZM255 236V235H254ZM48 237V236H47ZM59 237V236H58ZM88 237V236H87ZM151 237V236H150ZM159 237H161V236H159ZM205 237V236H204ZM235 237H237V236H235ZM27 238H28V236H27ZM50 238V237H49ZM57 238V237H56ZM92 238V237H91ZM95 238V237H94ZM115 238V237H114ZM117 238V237H116ZM156 238V237H155ZM252 238V237H251ZM86 239V238H85ZM162 239V238H161ZM209 239V238H208ZM235 239V238H234ZM63 241H64V239H62ZM117 240V239H116ZM44 241V240H43ZM118 241H120V239L118 240ZM117 241V242H118ZM145 241V240H144ZM159 241V240H158ZM260 241V240H259ZM262 241V240H261ZM56 242V241H55ZM74 242V241H73ZM63 243V242H62ZM79 243V242H78ZM80 243H81V241H80ZM121 243V242H120ZM154 243V242H153ZM165 243V242H164ZM246 243V242H245ZM112 244V243H111ZM113 244H115V243H113ZM97 245V244H96ZM154 245H156V243L154 244ZM158 245V244H157ZM166 245V244H165ZM168 245V244H167ZM256 245V244H255ZM79 246H80V244H79ZM102 246V245H101ZM114 246H117L116 244L114 245ZM181 246V245H180ZM2 247H3V245H2ZM25 247V246H24ZM23 247V248H24ZM39 247V246H38ZM70 247V246H69ZM89 247V246H88ZM99 247H100V245H99ZM106 247H107V245H106ZM162 247V246H161ZM168 247V246H167ZM13 248V247H12ZM44 248V247H43ZM84 248V247H83ZM85 248H86V246H85ZM120 248V247H119ZM125 250H126V248L125 247H123ZM159 248V247H158ZM216 248V247H215ZM253 248V247H252ZM261 248V247H260ZM41 249V248H40ZM65 249H66V247H65ZM101 249V248H100ZM116 249H118V247L116 248ZM160 249V248H159ZM169 249V248H168ZM244 249V248H243ZM242 249V250H243ZM15 250V249H14ZM123 250V249H122ZM82 251V250H81ZM84 251V250H83ZM90 251V250H89ZM103 251V250H102ZM105 251V250H104ZM112 251H114V250H112ZM172 251V250H171ZM245 251V250H244ZM3 252V251H2ZM18 252V251H17ZM168 252V251H167ZM10 253V252H9ZM84 253V252H83ZM88 252H86V254H87ZM90 253V252H89ZM160 253V252H159ZM119 254V253H118ZM125 254V253H124ZM123 254V255H124ZM201 254V253H200ZM17 255V254H16ZM111 255V254H110ZM121 255H122V253H121ZM152 255V254H151ZM255 255V254H254ZM254 255H253V257H254ZM15 256V255H14ZM114 256V255H113ZM117 256V255H116ZM115 256V257H116ZM198 256H200V255H198ZM2 257H3V255H2ZM118 257H119V255H118ZM152 257V256H151ZM101 258V257H100ZM223 258V257H222ZM256 258V257H255ZM171 259V258H170ZM177 259V258H176ZM237 259H239V258H237ZM105 260V259H104ZM106 260H108V259H106ZM116 260V259H115ZM192 260V259H191ZM232 260V259H231ZM171 261V260H170ZM181 261V260H180ZM226 261V260H225ZM245 261V260H244ZM178 262V261H177ZM124 263V262H123ZM186 263V262H185ZM212 263V262H211ZM215 263V262H214ZM257 263V262H256ZM75 264V263H74ZM263 264V263H262Z\"/></svg>",
    "mask_w": 264,
    "mask_h": 264
}]
</instances>
